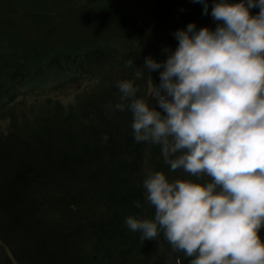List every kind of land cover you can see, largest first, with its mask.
Instances as JSON below:
<instances>
[{
  "label": "trees",
  "instance_id": "trees-1",
  "mask_svg": "<svg viewBox=\"0 0 264 264\" xmlns=\"http://www.w3.org/2000/svg\"><path fill=\"white\" fill-rule=\"evenodd\" d=\"M79 1L63 3L77 5L69 13L81 10L75 20L89 30L84 42L77 47L58 42L31 58L16 48L13 35L23 21L0 19V104L28 93L26 85L38 77L58 72L102 81L101 90L86 96L69 116L57 114L38 120L37 128L21 127L0 135V248L8 247L19 264H175L177 256L188 264L191 258L174 251L163 232L157 240H144L125 223L129 215L155 217L143 186L150 170H164L172 179H200L183 169L173 171L161 145L136 141L131 110L115 107L122 102L116 85L122 79L134 80L139 86L137 96L147 100L149 79L138 82L145 58L164 60L166 54L152 51L146 38L133 40L130 50L122 47L120 39L110 40L106 32L113 35L118 22L121 25L118 9L109 10L111 17L87 16L89 10L106 12V2L124 0L75 3ZM212 7L206 17H213ZM32 15L50 25L45 21L47 12L34 9ZM81 18L87 19L81 24ZM174 33L166 40L173 50L179 44ZM6 40L10 48L4 50ZM42 59L43 64L37 62ZM162 70L153 72L155 86ZM136 201L142 206L137 207ZM0 256V264H12Z\"/></svg>",
  "mask_w": 264,
  "mask_h": 264
},
{
  "label": "clouds",
  "instance_id": "clouds-1",
  "mask_svg": "<svg viewBox=\"0 0 264 264\" xmlns=\"http://www.w3.org/2000/svg\"><path fill=\"white\" fill-rule=\"evenodd\" d=\"M214 5L217 27L190 22L174 33L179 44L165 49L166 60L145 58L150 73L163 69L155 105L137 96L134 80L116 82L115 107L131 110L136 141L161 145L173 171L200 178L150 170L143 186L155 217L125 223L144 240L163 232L188 264H264V0Z\"/></svg>",
  "mask_w": 264,
  "mask_h": 264
},
{
  "label": "rangeland",
  "instance_id": "rangeland-1",
  "mask_svg": "<svg viewBox=\"0 0 264 264\" xmlns=\"http://www.w3.org/2000/svg\"><path fill=\"white\" fill-rule=\"evenodd\" d=\"M87 2L93 3L92 0H80L75 3L86 4ZM211 4L214 5V0H209V6ZM68 5L63 3V0H0V19L12 23L23 21L24 25L21 29L15 31L13 35L17 38L18 47L16 48L22 52V55L31 58L34 57L35 53L42 52L41 49H50L58 42L63 44L66 42L75 47H77L79 41L84 42L89 30L85 25L82 26L75 20L76 14L80 15L81 13L82 15V12L75 9L74 12L69 13L68 10L72 7L76 8L77 5L71 7ZM105 6L106 12L97 10L92 12L89 10L87 16L93 17L96 15V19H102V17H108V15L111 17V14H109L110 9L120 10L121 25L118 22L113 35L112 32H106L110 36V40L120 39L122 47L124 44L130 50L137 38H146L153 47L152 51L166 54L164 60L167 59L165 49L171 48L166 40L169 39V34L176 32L180 29V26L186 28L193 21L197 23L198 27H212L216 23H220L214 17H206L202 0H124L112 1V3L106 2ZM65 7L67 10L63 9ZM92 7L96 8L97 6L93 5ZM34 9H40L49 14V17L45 20L50 21L49 26L32 18ZM259 11L260 8L256 9L254 7L252 9L253 14ZM86 19L83 18L81 24ZM52 25L57 26H54L56 27L55 30H51ZM9 48V40H6L4 50ZM30 61L34 62L32 59ZM40 61L43 64L44 60L37 62ZM42 64L39 65L42 66ZM144 69H142L144 74L140 76L138 82L142 83L149 79L147 100L155 105V99L152 96L155 87L154 70L150 73L146 67ZM69 74L58 72L50 76L38 77L35 81H31L26 85L25 88L29 90L28 93L1 103L0 135H8L9 132L16 131L21 127L37 128L38 120H44V118L47 119L57 114H61L62 117L69 116V111L72 113L73 110L71 109L83 103L86 96L98 93L101 90V77L73 78ZM0 253L3 258H8L12 264H19L8 247L2 245Z\"/></svg>",
  "mask_w": 264,
  "mask_h": 264
}]
</instances>
